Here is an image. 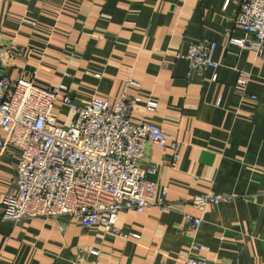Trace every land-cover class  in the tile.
<instances>
[{"label":"crops","instance_id":"1","mask_svg":"<svg viewBox=\"0 0 264 264\" xmlns=\"http://www.w3.org/2000/svg\"><path fill=\"white\" fill-rule=\"evenodd\" d=\"M242 1L0 0L1 40L14 48L4 74L42 87L63 82L83 105L93 98L115 105L123 94L155 100L154 110L139 102L131 121L153 122L182 142L176 168L164 165L169 145L146 149L148 163L160 165L154 179L168 187L170 209L125 210L119 233L69 215L0 220V264H71L92 258L90 248L100 251L98 264H183L188 254L264 264V54L230 42L254 38L235 24ZM205 39L216 42L219 65L192 69L178 56ZM238 70L251 73L243 92ZM57 110L68 125L73 113L60 101ZM19 153L0 147V208L18 193ZM206 193L237 197L201 212L191 200ZM186 213L202 215L199 230Z\"/></svg>","mask_w":264,"mask_h":264},{"label":"built area","instance_id":"2","mask_svg":"<svg viewBox=\"0 0 264 264\" xmlns=\"http://www.w3.org/2000/svg\"><path fill=\"white\" fill-rule=\"evenodd\" d=\"M235 24L254 38L231 37L230 42L254 49L261 57L264 0H243ZM1 39L0 32V130L6 132V137L0 138V147L4 152L12 144L20 153L18 193L5 195L0 220L20 222L69 215L81 218L85 228L102 225L106 231L119 233L117 221L125 210L144 213L152 206L161 210L172 207L168 187H161L154 179L160 165L148 163L146 149L150 144L169 145L172 154L164 165L176 168L182 142L153 122L131 121V113L139 102L154 110L158 106L155 100L129 99L123 94L115 105L101 98L83 105L63 82L42 87L32 78H10L3 67L14 48L5 46ZM216 47V42L209 39L193 42L178 57L186 59L192 69L216 68ZM238 71V91L243 92L251 73ZM59 101L73 113L68 125L59 123ZM258 195L248 196L257 201ZM236 197L206 193L195 196L191 202L204 212L211 205ZM185 220L195 231L203 223L202 215L186 213ZM194 249L200 250L199 246ZM87 253L92 258H75L71 264H98L100 251L90 248ZM182 263L215 264L191 254L184 256Z\"/></svg>","mask_w":264,"mask_h":264},{"label":"rangeland","instance_id":"3","mask_svg":"<svg viewBox=\"0 0 264 264\" xmlns=\"http://www.w3.org/2000/svg\"><path fill=\"white\" fill-rule=\"evenodd\" d=\"M62 112H66L63 108L60 109Z\"/></svg>","mask_w":264,"mask_h":264}]
</instances>
